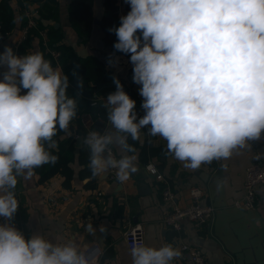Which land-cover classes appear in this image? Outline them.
<instances>
[{
	"label": "clouds",
	"instance_id": "9594fccd",
	"mask_svg": "<svg viewBox=\"0 0 264 264\" xmlns=\"http://www.w3.org/2000/svg\"><path fill=\"white\" fill-rule=\"evenodd\" d=\"M130 11L110 28L117 52L130 56L144 115L113 77L116 91L105 100L113 131H91L81 139L90 151L91 176L116 170L119 182L137 171L135 147L141 131L167 142L168 153L186 168L199 169L264 135V0H124ZM113 63L112 60L109 61ZM118 62V60L116 61ZM0 218L19 208L18 178L55 165L53 139L69 131L77 98L68 77L42 52L0 53ZM82 87V82L81 85ZM132 153L119 158L113 147ZM89 231H94L91 224ZM132 264H170L178 248L138 245ZM0 264H89L73 241L57 244L41 234L26 237L0 224Z\"/></svg>",
	"mask_w": 264,
	"mask_h": 264
},
{
	"label": "crops",
	"instance_id": "0c3cea01",
	"mask_svg": "<svg viewBox=\"0 0 264 264\" xmlns=\"http://www.w3.org/2000/svg\"><path fill=\"white\" fill-rule=\"evenodd\" d=\"M5 1L0 0V5ZM79 1L90 5L93 14L89 36L82 38L70 23L69 8L74 0H46L31 8L38 12L37 19L40 11L52 14L53 18L44 20L46 27L39 30V36L31 39L26 50V54L42 52L47 60L51 57L54 67L56 62L46 52L41 32H47L51 47L50 32L55 30L58 35H64L60 45L70 53L80 58H94L104 69V74L100 76V81L103 82L90 80L85 84L84 88L91 93L90 97L76 90L69 82L67 94L84 101L77 100V115L71 121L69 131H58L53 138L56 141L55 147L49 148L55 153L62 151V154L71 158L69 166L73 170V177L67 180L59 172L49 180L42 181L43 174L35 169L30 179L18 178L15 194L19 208L11 221L0 218V224H10L26 237L41 234L45 238L50 237L57 244L73 241L81 252L98 247L103 252L102 264H132L131 251L124 233L137 223L144 226L145 246L158 249L170 243L180 250L181 256L170 264H191L188 255L181 249L182 243L200 247L210 264H264V200L261 199L258 207L252 210L234 206V202L244 195L248 166L254 161L264 163V135L258 141H249L246 147L234 151L227 159L213 160L192 170L168 153L165 140L159 136H151L145 128L141 131L140 140L136 141V147L134 146L137 171L127 181L121 183L117 178L112 181L109 170L103 176L84 182L86 177L91 176L90 151L87 145L81 143V139L89 131L98 130L95 126L98 121L105 126L104 131H113L105 107L107 96L116 91L113 77L119 79L124 90L136 101V112L143 116L144 110L141 108L140 86L132 80L133 65L130 63V56L117 52L105 41V19L115 14L120 21V17L130 11V6L124 0ZM7 2L14 10L15 26L12 34L3 41L11 46L25 26L23 20L26 16L19 9L18 0ZM53 48L57 50L56 47ZM60 53L62 56V52ZM70 63L73 64V61ZM60 70L64 73L63 69ZM106 75L111 79L104 80ZM97 105L103 116L97 117L98 119L87 114L88 109ZM88 119L91 123L86 127L84 121ZM151 147L158 150L157 157H146L145 152ZM112 150L118 158L132 155L115 146ZM149 164H154L163 174V182L157 181L155 176L148 173L146 166ZM141 185H144L143 193L139 192ZM166 185L170 186L176 202L183 207L192 202L190 188H201V202L216 208L213 221L202 228L186 223L180 232L168 229L163 223L168 210L162 195ZM259 192L260 196H264L263 189H259ZM89 224L94 231H89Z\"/></svg>",
	"mask_w": 264,
	"mask_h": 264
},
{
	"label": "built area",
	"instance_id": "2783aa9c",
	"mask_svg": "<svg viewBox=\"0 0 264 264\" xmlns=\"http://www.w3.org/2000/svg\"><path fill=\"white\" fill-rule=\"evenodd\" d=\"M24 12L27 22L12 44L16 50L28 40L31 31L38 27V12L36 9L26 7ZM41 36L44 41L46 52L50 54L56 62L54 68L62 69L60 63L61 53L49 46L47 32H41ZM7 38L8 36H2V41L7 40ZM140 116L141 113L139 112L138 117ZM90 123V119L84 121L86 127H89L88 124ZM113 154L115 155L114 151ZM146 169L148 173L156 177L157 181L163 182L165 180L163 174L158 171L154 164L147 165ZM110 179L112 181L116 179V170H111ZM259 189H263L264 191V163L254 161L246 170L244 195L242 199L234 202V206L246 210H252L258 207L261 199L264 200V196H260ZM162 195L164 202L168 205V210L163 218V223L168 229L180 232L183 230L186 223H191L197 228H202L209 225L214 219L216 208L213 205L203 204L201 202L203 190L199 187L190 188L192 202L184 207L176 202L175 194L170 186H165ZM124 237L130 251L138 245L145 246V230L141 223L134 224L128 228L124 233ZM181 249L188 255L191 264H210L200 247L182 243ZM83 253L89 257V264H102L101 259L103 252L98 247H93L83 251Z\"/></svg>",
	"mask_w": 264,
	"mask_h": 264
},
{
	"label": "trees",
	"instance_id": "16d2710c",
	"mask_svg": "<svg viewBox=\"0 0 264 264\" xmlns=\"http://www.w3.org/2000/svg\"><path fill=\"white\" fill-rule=\"evenodd\" d=\"M45 1L46 0H18V7L24 15V10L26 7H31L32 5L40 4ZM14 16H15L14 10L10 8L6 0L0 5V29L2 36H8L12 34L15 26ZM51 18H53L52 14H47L40 11V17L39 19H37L38 27L31 31V35L28 38V40L25 41V43L17 50L14 48L13 45H11V47L14 48L15 52L18 55H26V50L30 45L31 39L35 36L36 37L39 36V30L44 29L46 27V25L44 24V20H48ZM69 20L72 26L79 33V35L82 36V38L85 36H89V34L92 31V24H93V14L90 5H87L86 3L81 2L79 0H74V2H72L69 8ZM25 24H26V19L23 20V25ZM119 24L120 21L117 19L115 14H113V16L110 18H106L103 23L104 30L106 32L105 41L108 45L112 46L113 49H114L113 47L114 43L117 42V37L115 36L114 32H110L109 29L113 27H119ZM50 33H51L50 45L52 49H54L53 47H56L57 50L62 52L60 61L64 74L68 77L69 82L74 86L76 90L90 97L91 93L85 90L84 88L85 84L90 82V80L91 81L93 80L98 83L103 82L100 81L102 79L100 76L104 74L103 67L100 66V64L96 59L80 58L70 53L63 45H60V42L64 36L62 33L58 35L57 34L58 32H56L55 30H53V32ZM48 59L49 61H51L53 66L54 61L51 59V57H48ZM72 61L73 64L70 63ZM106 79L110 80L111 77L106 75V78L104 80ZM81 82H82V87L80 86ZM76 98L80 100V102L84 101V99L80 97H76ZM97 107L98 105L92 107L91 109H88L87 114L92 115L93 118L103 117L102 112H100L97 109ZM128 142L136 147V141L130 140ZM52 153L58 156L57 163L55 165L46 164L41 166L40 168H37L38 171L41 174H43L42 181L49 180L52 176L58 174L59 172L64 174L67 180H71L73 177V170L69 166L71 162V158L67 155L62 154L63 153L62 151L57 153L52 151ZM145 154L146 157L149 156L157 157L159 152L157 149L151 147L148 152L146 150Z\"/></svg>",
	"mask_w": 264,
	"mask_h": 264
},
{
	"label": "water",
	"instance_id": "95a60500",
	"mask_svg": "<svg viewBox=\"0 0 264 264\" xmlns=\"http://www.w3.org/2000/svg\"><path fill=\"white\" fill-rule=\"evenodd\" d=\"M5 45H8L9 46V43L7 41H2V39L0 40V53H2L4 51V47ZM132 80H133V77H132ZM96 128L99 130V131H104L105 130V126L103 125L102 122L98 121L96 122ZM142 189L139 190L140 193H143L145 190H143L144 188V185H141ZM119 189L121 188L120 186L118 187Z\"/></svg>",
	"mask_w": 264,
	"mask_h": 264
}]
</instances>
